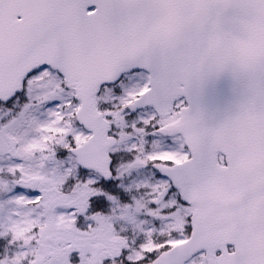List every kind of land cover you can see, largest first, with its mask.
Wrapping results in <instances>:
<instances>
[{"label":"snow or ice","instance_id":"obj_1","mask_svg":"<svg viewBox=\"0 0 264 264\" xmlns=\"http://www.w3.org/2000/svg\"><path fill=\"white\" fill-rule=\"evenodd\" d=\"M0 264H264V0H0Z\"/></svg>","mask_w":264,"mask_h":264}]
</instances>
